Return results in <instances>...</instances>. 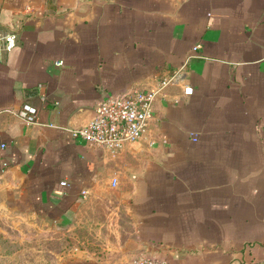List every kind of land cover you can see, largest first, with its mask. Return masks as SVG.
<instances>
[{"label":"crops","instance_id":"1","mask_svg":"<svg viewBox=\"0 0 264 264\" xmlns=\"http://www.w3.org/2000/svg\"><path fill=\"white\" fill-rule=\"evenodd\" d=\"M10 30L0 197L45 226L127 233L106 256L86 239L65 264H126L137 250L167 264L264 260V0H0ZM181 67L120 151L67 129L107 93ZM25 104L37 121L18 114Z\"/></svg>","mask_w":264,"mask_h":264},{"label":"built area","instance_id":"2","mask_svg":"<svg viewBox=\"0 0 264 264\" xmlns=\"http://www.w3.org/2000/svg\"><path fill=\"white\" fill-rule=\"evenodd\" d=\"M17 41V31H0V58L5 51H10ZM197 47L198 45L194 46V48ZM183 80L184 71L181 67L163 75L150 88L132 87L121 92L107 93L95 107L94 115L88 122L67 127V129L74 138H81L116 153L127 143L139 140L144 136L154 114V103L157 96L169 86L181 83ZM193 91L194 88L190 83H183L185 95H190ZM18 114L27 121H37V108L30 104H25L20 108ZM5 146V142L0 144V148ZM4 163L6 164V162ZM133 264L167 263L155 259L144 250H139L134 256ZM255 264H264V260Z\"/></svg>","mask_w":264,"mask_h":264},{"label":"rangeland","instance_id":"3","mask_svg":"<svg viewBox=\"0 0 264 264\" xmlns=\"http://www.w3.org/2000/svg\"><path fill=\"white\" fill-rule=\"evenodd\" d=\"M77 229L72 232L65 225L45 226L27 208L13 206L0 197V264H65L74 253L90 251L84 247L89 244L86 239L94 245L93 253L106 256L119 234H127L95 231L94 227ZM138 251L128 257L126 264H133Z\"/></svg>","mask_w":264,"mask_h":264}]
</instances>
